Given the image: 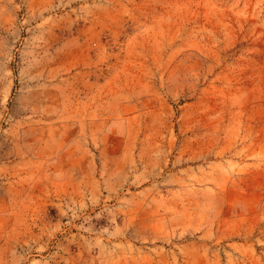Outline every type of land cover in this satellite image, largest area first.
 I'll return each mask as SVG.
<instances>
[{"label":"rangeland","instance_id":"rangeland-1","mask_svg":"<svg viewBox=\"0 0 264 264\" xmlns=\"http://www.w3.org/2000/svg\"><path fill=\"white\" fill-rule=\"evenodd\" d=\"M0 264H264V0H0Z\"/></svg>","mask_w":264,"mask_h":264}]
</instances>
